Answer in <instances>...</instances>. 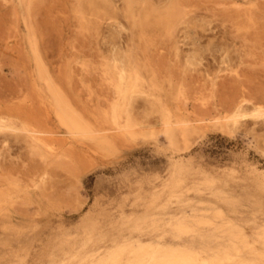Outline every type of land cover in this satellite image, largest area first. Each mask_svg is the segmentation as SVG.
Segmentation results:
<instances>
[{
    "label": "rangeland",
    "instance_id": "1",
    "mask_svg": "<svg viewBox=\"0 0 264 264\" xmlns=\"http://www.w3.org/2000/svg\"><path fill=\"white\" fill-rule=\"evenodd\" d=\"M0 106V264H264V0H0Z\"/></svg>",
    "mask_w": 264,
    "mask_h": 264
},
{
    "label": "bare ground",
    "instance_id": "2",
    "mask_svg": "<svg viewBox=\"0 0 264 264\" xmlns=\"http://www.w3.org/2000/svg\"><path fill=\"white\" fill-rule=\"evenodd\" d=\"M136 2V1H135ZM139 2H137V5H138ZM136 4V3H135ZM133 4V5H135ZM151 5V4H150ZM154 5V4H153ZM143 6L145 7V4H143ZM143 7V8H144ZM151 7V6H150ZM128 8H132V5L130 4V2L128 3ZM149 8V7H148ZM142 9V8H141ZM139 9V10H141ZM154 9V8H153ZM168 9V8H167ZM156 10V9H154ZM152 11V10H151ZM159 10H157V14L159 13L160 14V11L158 12ZM141 12V11H140ZM142 12H145L146 14V10L142 11ZM154 12V11H153ZM152 12V13H153ZM123 13V12H122ZM148 13V12H147ZM151 14V12H150ZM149 14V16H150ZM155 13H153L154 15ZM167 14V13H166ZM143 15V13H142ZM145 16V15H143ZM155 16V15H154ZM161 16V15H160ZM174 15H172V18H173ZM136 19V18H135ZM145 19V17H144ZM163 19V18H162ZM164 19H167L165 16H164ZM134 20V19H133ZM152 20V19H151ZM136 21V20H135ZM135 21H134V25H135ZM143 23V22H142ZM140 24V23H139ZM138 24V25H139ZM145 24V23H144ZM133 25V26H134ZM167 25V24H166ZM143 26V25H142ZM40 62V61H39ZM38 61L35 62V66H36V69L39 73V75L41 77H44V71H43V68L41 66V64L39 63ZM47 73V72H46ZM45 73V74H46ZM36 78L38 79L39 77L36 76ZM41 79V78H39ZM43 79V78H42ZM45 80V79H44ZM47 80V79H46ZM45 80V81H46ZM37 82V81H36ZM132 83V82H130ZM133 88V84H126V85H123V87H118V91L120 94L123 95V97H125V95L130 92ZM41 90V89H40ZM143 90V89H142ZM6 91V90H5ZM10 91V90H9ZM42 92V91H41ZM15 93V92H14ZM48 93H49V96H50V105L51 106V109L52 110V113L54 115V119L56 120L57 124L59 127L63 128L64 131L66 133H70V134H82V133H86L89 131V129L86 127V125L83 123V121L81 120V118L71 109V107L67 104V102L65 101V99L63 98V96L57 91L55 90L54 88L52 87H48ZM118 93V94H119ZM8 94V93H7ZM13 96V94H11ZM7 96V95H6ZM48 96V95H47ZM2 98V97H1ZM117 98L118 95H117ZM127 99V98H126ZM120 100V99H119ZM8 101V99H7ZM6 101V102H7ZM118 101V100H116ZM47 103V101H46ZM124 103V102H123ZM45 106V104H44ZM46 107V106H45ZM49 108H46L44 113H45V117L43 116H38L36 114H34L32 111H26L25 109L21 108L20 107H15V108H12V107H3V106H0V132H15L16 134V131L18 129L21 130V132H25L29 135V138H27V140H29V144H27V146H30V149L31 150H43L44 146H45V142L42 140V139H39L37 137V135L41 134L42 133H47V125H48V120L50 119L49 117ZM33 110V109H32ZM42 111V110H41ZM127 112V111H126ZM43 113V112H42ZM52 116V115H51ZM128 116V115H127ZM241 116H243V114L241 113H235L233 115L234 118H241ZM4 117H6L4 119ZM130 117V116H129ZM52 120V119H51ZM50 120V122H51ZM233 123H236V119L235 120H227L224 122V124L222 125L223 128H225L226 130H229L230 129V125H233ZM127 124V123H126ZM218 124V123H217ZM167 126V125H166ZM165 126V127H166ZM164 127V135L166 136L165 138H167L169 141L171 138L174 137V129L173 128H165ZM18 130V131H20ZM17 131V132H18ZM2 133H0V135H3ZM10 133H4V135H10ZM19 133V132H18ZM24 133V134H25ZM88 134V133H87ZM20 135V134H19ZM27 135V136H28ZM86 135V134H85ZM43 136V135H42ZM185 137V135H184ZM93 139V137H92ZM25 140V139H24ZM95 140V138L93 139ZM97 140V139H96ZM98 141V140H97ZM102 143L103 141H105L103 139L100 140ZM171 142V141H170ZM98 143V142H97ZM101 143V144H102ZM105 143L108 144V142L106 141ZM103 143V144H105ZM40 144V145H39ZM100 144V143H98ZM52 145V144H51ZM105 145V146H107ZM102 146V145H101ZM104 146V147H105ZM52 147V146H51ZM28 149V148H27ZM25 152V150H24ZM35 152V151H34ZM31 153V152H30ZM41 153V152H40ZM42 154V153H41ZM43 176V175H42ZM198 225V224H197ZM160 242V241H159ZM146 248V247H145ZM150 248V247H149ZM144 252V251H143ZM140 253V252H139ZM146 253V252H145ZM161 255V254H160ZM153 257V256H152ZM160 258V257H159ZM196 261V260H195ZM193 261V259L185 254V253H179V252H176V251H172L171 253H169L166 257H162L160 259H156L154 260L153 264H201L199 262H195ZM145 263V262H144ZM205 264V263H204Z\"/></svg>",
    "mask_w": 264,
    "mask_h": 264
}]
</instances>
